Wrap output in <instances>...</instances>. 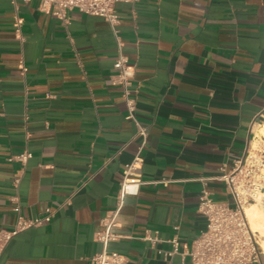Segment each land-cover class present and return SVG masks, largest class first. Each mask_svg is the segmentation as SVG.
Instances as JSON below:
<instances>
[{
  "label": "crops",
  "instance_id": "crops-1",
  "mask_svg": "<svg viewBox=\"0 0 264 264\" xmlns=\"http://www.w3.org/2000/svg\"><path fill=\"white\" fill-rule=\"evenodd\" d=\"M116 9L135 115L147 130L141 149L122 87L111 82L118 48L108 22L72 10L64 24L35 0H0V229L13 228L14 198L25 217L55 213L14 235L0 264H91L139 149L147 183L125 198L106 248L125 264H191L182 251L206 226L201 190L231 202L215 177L249 145L264 150V0ZM24 151V165L9 159ZM173 239L178 251L165 257ZM250 264H264V251Z\"/></svg>",
  "mask_w": 264,
  "mask_h": 264
},
{
  "label": "built area",
  "instance_id": "built-area-1",
  "mask_svg": "<svg viewBox=\"0 0 264 264\" xmlns=\"http://www.w3.org/2000/svg\"><path fill=\"white\" fill-rule=\"evenodd\" d=\"M14 5L18 1L11 0ZM38 9L46 14L57 17L62 23H68L69 12L76 10L88 15L103 18L113 30L117 42L118 53L113 63L115 74L111 77L113 84L122 87V96L125 99L127 114L125 118L130 120L136 129L135 135L141 138V146L146 143L147 130L135 115L136 100L131 90V79L134 67L128 62L127 56L122 52L117 25L120 15L116 9L118 2L135 3L138 0H35ZM21 20L15 21L18 29ZM140 149L124 166L122 180L116 195L115 208L105 219L104 228L97 233L96 239L103 244V249L96 253L91 264H125L127 258L120 253L107 250V243L116 239L114 232L116 218L125 204V198L129 195H137L140 187L147 183L141 177L143 158ZM31 157L29 151L10 157L24 165ZM221 174L215 178L224 183L232 196L231 202L216 201L211 197L210 191L203 187L199 196L197 210L204 215L206 226L195 237L190 246H184L182 255L190 258L191 264H250L260 260L262 248L258 241L259 235L250 228L245 206L256 204L264 213V150L259 151L249 145L244 155L233 161L228 169H221ZM15 179V184L19 182ZM162 182L161 180L150 183ZM205 182V181H204ZM206 185V184H205ZM12 210L16 220L11 230L0 229V254L6 243L17 233L31 227H38L48 223L54 217V210L46 208L42 215L37 217H25L21 212V205L17 199H13ZM173 250L164 252L165 257L178 251V242L173 239ZM158 253L162 251L158 250Z\"/></svg>",
  "mask_w": 264,
  "mask_h": 264
},
{
  "label": "bare ground",
  "instance_id": "bare-ground-1",
  "mask_svg": "<svg viewBox=\"0 0 264 264\" xmlns=\"http://www.w3.org/2000/svg\"><path fill=\"white\" fill-rule=\"evenodd\" d=\"M264 134V128L262 129ZM245 213L247 215L250 228L259 235V243L264 251V213L256 204H248L245 206Z\"/></svg>",
  "mask_w": 264,
  "mask_h": 264
}]
</instances>
